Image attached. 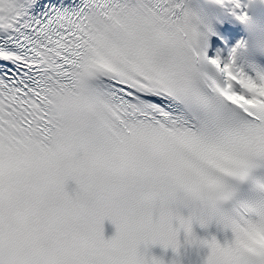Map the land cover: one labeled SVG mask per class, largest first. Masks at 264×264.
Masks as SVG:
<instances>
[{"label": "snow or ice", "instance_id": "6c2138e0", "mask_svg": "<svg viewBox=\"0 0 264 264\" xmlns=\"http://www.w3.org/2000/svg\"><path fill=\"white\" fill-rule=\"evenodd\" d=\"M212 35L184 0H0V264H163L211 162H264V50Z\"/></svg>", "mask_w": 264, "mask_h": 264}, {"label": "clouds", "instance_id": "9594fccd", "mask_svg": "<svg viewBox=\"0 0 264 264\" xmlns=\"http://www.w3.org/2000/svg\"><path fill=\"white\" fill-rule=\"evenodd\" d=\"M233 161L234 156L224 152L211 162L215 175L206 179L197 194L207 211L189 209L187 217L179 213L171 227L178 233L182 229L188 243L208 249L205 264H264V195L257 200H235V189L230 183L248 180L258 161L245 166L244 179L236 173ZM262 185L264 182H255L256 190L264 194ZM194 222L204 229L214 224L223 234V242L216 235L198 237L192 229Z\"/></svg>", "mask_w": 264, "mask_h": 264}, {"label": "rangeland", "instance_id": "374dc122", "mask_svg": "<svg viewBox=\"0 0 264 264\" xmlns=\"http://www.w3.org/2000/svg\"><path fill=\"white\" fill-rule=\"evenodd\" d=\"M240 3L243 6L244 5V0H240Z\"/></svg>", "mask_w": 264, "mask_h": 264}, {"label": "bare ground", "instance_id": "6f19581e", "mask_svg": "<svg viewBox=\"0 0 264 264\" xmlns=\"http://www.w3.org/2000/svg\"><path fill=\"white\" fill-rule=\"evenodd\" d=\"M192 1H196V0H192Z\"/></svg>", "mask_w": 264, "mask_h": 264}]
</instances>
